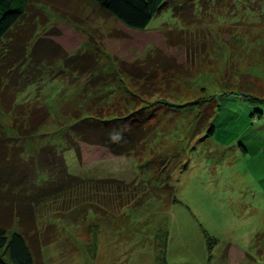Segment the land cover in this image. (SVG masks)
<instances>
[{
    "label": "rangeland",
    "instance_id": "1",
    "mask_svg": "<svg viewBox=\"0 0 264 264\" xmlns=\"http://www.w3.org/2000/svg\"><path fill=\"white\" fill-rule=\"evenodd\" d=\"M187 1L200 8L199 0H168L145 31H136L92 0H32L0 49V56L5 48L16 52L18 40H30L24 67L0 65V89L9 87L6 109L18 92L17 104L41 99L34 117L45 102L50 114L24 143V120L0 111L1 165L6 154L12 164L21 152L23 160H42L40 149L51 144L63 153L68 172L84 180L80 190L63 177H56V187H41L56 195L35 206L39 228L32 231L30 246L36 264H264V104L252 100L264 98V6L254 0L255 11L234 16L224 9L228 3L200 0L202 10L179 22L171 9ZM189 10L180 11L187 16ZM59 50L77 61L93 55L98 74L86 80L80 73L60 72ZM42 57L43 82L41 71L30 74ZM123 63L150 69L153 83L164 86L154 89L117 74ZM110 73L115 75L105 79L102 100L88 97L95 90H89V80L100 82V74ZM37 79L40 93V85L25 89ZM81 84L83 98L76 93ZM98 106L117 113L124 127L135 118L149 123L139 141L134 138V154L112 157L100 146L76 142L79 161L66 128L87 107L95 114ZM210 125L216 130L208 137ZM41 164L49 168L46 158ZM31 170L25 166L21 174L41 182ZM108 177L126 186L100 183ZM14 232H21L19 224L10 235ZM206 235L218 241L211 252ZM0 253L12 264L5 250Z\"/></svg>",
    "mask_w": 264,
    "mask_h": 264
},
{
    "label": "trees",
    "instance_id": "2",
    "mask_svg": "<svg viewBox=\"0 0 264 264\" xmlns=\"http://www.w3.org/2000/svg\"><path fill=\"white\" fill-rule=\"evenodd\" d=\"M92 1L97 5L101 6L109 15L114 17L120 23L125 25L127 28L136 31H145L149 27L152 20L156 18L163 11L162 8L168 0H92ZM209 1H211L212 4L217 2V0L214 1L209 0ZM240 1L242 2V5L236 4L235 0H230V3L229 0H221V3L222 4L228 3V5L224 7V9L227 10L226 11L227 13L234 16H237L239 13L246 12L248 8H250L252 11H255L253 10V8L254 6L257 5H255L254 0H239V2ZM203 4L204 3H202L199 0L198 6L200 8L198 9L196 1H191V2L187 1L183 5H180V7H178L179 9H174V10L171 9V13L174 16V18L180 22V19H182V17L187 19L194 18L196 14H198V12L202 10L201 8L203 7ZM251 4L254 5L251 6ZM258 4L264 6V1L263 0L259 1ZM30 5H32V0H0V49L3 48L4 43L6 42V39L9 37V35L10 34L13 35L12 32L13 31L15 32V30L21 25L20 23L23 22L25 16L28 14V9ZM239 7L242 8L238 10ZM183 8H190L189 10L190 12L187 14V16L182 15L180 10H183ZM245 37L248 38L250 36L248 34ZM28 41L30 40L28 39L25 41L18 40V42L20 43L19 45L20 47L19 49L17 48L16 52L10 51V49L5 48V51H2V55L0 56V65H4L5 67L9 65L10 68H13L14 66L15 68L17 67L19 68L21 66L24 67L26 64L24 62H26V60L28 59V55H26L28 51L25 53ZM57 53H58L57 55H59L58 56L59 65L56 66L57 69H60L59 70L60 72L70 71L71 74H73V76H76V74L80 73L82 76L87 77L86 80L90 78L91 74L94 73L93 74L94 77H95V73L98 74L97 71H95L94 69V64L92 59L93 55H91V57L89 58H86L85 56L81 58L79 57L77 61L73 59L75 57V55L73 54L64 55L62 50L57 51ZM61 55H63L64 57L61 58L60 57ZM34 62H35V66L32 65L34 67V71H31L30 74L35 75L34 73H36L35 72L36 70L41 71L39 80L43 82V80L47 78L46 77L47 73L42 68V66H45V61L42 57L40 59H35ZM140 67L135 63H131L130 65L123 63L120 66V71H118L117 74H123L126 77L129 76L131 77L132 81L137 84H139L138 82L140 81L142 82L145 81L147 84L151 83V86L154 89L162 88L164 86L161 85L158 87L157 84L153 83L152 80L153 76H150L148 74L150 69H145L143 66L142 68ZM8 68L9 67L5 69L9 71ZM161 69L162 68L159 66L155 70L161 72ZM111 75L114 76L115 73H110L106 75L100 74V76L98 77L96 76L97 80H100V82L103 81L101 83L98 81L95 83L89 80V84L91 85L89 90H91V88L95 90L89 91L88 93L91 92L94 93H91L92 95L89 94L88 97L93 96L92 98L96 102L102 100L101 98H99L100 96H102L100 89L102 85H106L104 81L105 79L110 78ZM39 80L37 79L36 82L32 80L26 83L25 89L29 86H34L36 88L37 86L40 85ZM84 83L86 84V82ZM250 87L251 86H249V88ZM7 88L9 87H7L6 85H2V88L0 89V111H3L4 113H6L5 111H7L11 113L12 117L15 115L14 120L18 119V114L21 116V118L24 120L23 129L26 133V134L24 133L25 136H23L24 139L23 142L25 143L26 138L36 134L38 130L41 128L42 124L48 119L50 115L48 111V107L45 102L43 104V108H44L43 111L39 107L37 111V115L36 117H34L32 115L33 111L35 110V107L38 106L37 102H40L41 99L38 98L35 101L26 100L21 104H17L16 96L18 92L17 93L14 92V94L12 95L13 98L12 101L7 103L8 105V110H7L6 105L4 106L5 103L3 102L4 101L3 96L9 95L6 92L9 90ZM76 88L78 89L76 91L77 95L80 98H83L82 96L85 97L83 93L85 86L81 84L80 86L78 85ZM4 89L7 90L4 91ZM40 89H41V85L40 88L37 87L38 92ZM226 89L228 90L227 87ZM143 91L144 94L148 93L144 89ZM10 92H12V90H10ZM253 97L254 98L252 100H255V102L264 104V98L260 99V97L258 98L257 96H253ZM80 102L81 100L77 101V105ZM99 109L100 107L98 106L97 113L94 114L93 113L94 111H92L93 109L87 107L85 109L84 114L78 116L77 118H72L74 119L75 122L74 123L72 122V124L66 128L65 136L67 143L70 148L75 150L79 158V161H82L81 158L83 157L81 152V147L79 145L80 143L81 144L84 143L85 145L100 146L103 149H105L107 152L112 154L113 155L112 157L114 156L125 157L134 154L137 151L136 143L137 141H139L137 137H142L141 133L144 134L147 131L148 126H150L149 123L145 122V118H141L140 121L137 118H135L133 122L131 120L129 121L128 127H124L122 123L123 121L120 122L121 118L117 117V113H105ZM16 111L18 112L21 111V112L18 113ZM131 113L133 112L131 111L129 114ZM214 113H215V107L213 113L211 114V116H209L211 118L209 122L213 121L215 117ZM66 118L70 119V117H66ZM128 118L129 117H126L125 120H127ZM60 120L61 118H59V122L62 124L63 122ZM116 120L119 122H117ZM94 128L98 130L96 131ZM19 130H21V128ZM215 130H216L215 126L210 125L207 131V136L208 137L213 136L215 134ZM134 138H136L137 141H135ZM141 141L138 144L142 145ZM76 142H80V143L76 144ZM24 143H23V147H24ZM6 147L8 150L9 146ZM39 153L44 155L42 160L40 157L39 159L34 158L30 160H23L22 159L23 153L21 152L20 156H18V158H15V162L12 164L9 163L11 157L8 154L5 155V159H4V161H6L4 162L6 163L5 165H1L2 160L0 161V174H1L0 175V251L5 250L8 253L9 256L8 258L12 264H36L32 252L33 250L31 249L30 246V244L34 243V241L31 239L32 231L33 230L35 231L39 228L38 220L35 214V206H39L44 202L46 203L47 198L56 195V193L49 191V189L45 190L42 189L41 187H43L48 183L49 184L51 183L54 187H56L57 185L56 177H63L69 180L70 185H72L73 187L75 185L77 186L75 187L76 190H80L84 184L83 179L79 178L78 176L71 175L68 172L65 158L62 155L63 153L60 152L58 148L55 147V145L53 146L51 144H48L42 147ZM45 158L46 161L49 162L48 169L41 164V162L43 163L45 161ZM25 166H28L29 168L32 169L30 172L31 174H33L32 172H35V176L39 175L42 178L41 182H39L38 177H36L37 179H34L35 180L34 181V180H29L31 178L29 177L30 175L24 172L23 174H21V170ZM51 169L53 171L52 177L49 176ZM20 176H22V178H20ZM20 180H22V183H18L20 182ZM99 181L100 183L111 184L112 187H114V185L117 184L119 185L125 184V182H123L122 180L120 181L119 179L113 177H108V179L106 180H99ZM15 224H19L21 232L18 233L14 232L10 235V230H12ZM206 239L208 243V249L211 252L214 245L218 244V241L216 239H212L209 235H206ZM0 264H7L6 261L2 258L1 253H0Z\"/></svg>",
    "mask_w": 264,
    "mask_h": 264
}]
</instances>
